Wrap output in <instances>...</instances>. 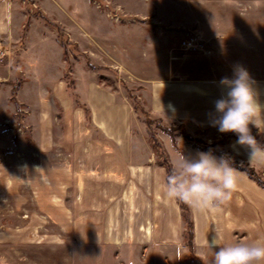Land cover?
I'll return each mask as SVG.
<instances>
[{
	"label": "rangeland",
	"instance_id": "1",
	"mask_svg": "<svg viewBox=\"0 0 264 264\" xmlns=\"http://www.w3.org/2000/svg\"><path fill=\"white\" fill-rule=\"evenodd\" d=\"M28 14L34 17L25 26ZM29 28L33 48L44 56L27 65L42 75L64 70L40 98L46 97L47 112L52 104V126H60L61 136L50 138L54 183L41 167L0 162V264H213L219 246L204 247L205 236L216 235L221 246L264 241V189L243 172L231 207L199 211L202 243L193 253L186 248L177 200L163 203V158L173 168L178 151L201 152L182 133L217 157L224 153L252 167L264 181V165L249 162L250 150L236 144L237 134L211 125L215 102L228 90L220 81L233 79L237 68L249 73L264 105V0H0V40L7 53L0 58V84L9 69L21 80L18 64ZM196 38L198 49L181 47ZM27 95L29 86L22 92ZM66 98L73 107L64 106ZM24 112L14 115L18 122H7L26 140L22 146L30 145L28 130L19 125ZM157 120L172 129L174 142ZM250 128L264 144V128ZM110 130L116 140L108 142ZM77 144L90 151L117 146L115 165L107 153L102 164L97 154H87L95 157L93 165L83 163L73 173L58 148ZM62 164L73 178L69 190L63 183L68 179L59 180ZM78 192L84 197L79 201Z\"/></svg>",
	"mask_w": 264,
	"mask_h": 264
},
{
	"label": "clouds",
	"instance_id": "2",
	"mask_svg": "<svg viewBox=\"0 0 264 264\" xmlns=\"http://www.w3.org/2000/svg\"><path fill=\"white\" fill-rule=\"evenodd\" d=\"M253 83L242 67L235 70L233 79L222 78L220 84L228 90L215 102L217 115L211 125L218 127L220 133L237 134L236 144L250 150L249 162L264 165V144L250 128V125L258 131L264 128V105L259 102ZM160 107L164 113L161 104ZM232 164L227 154L217 157L212 150L198 152L196 158L178 151L173 170L165 179L164 195L197 211L219 210L231 201L238 186L240 172ZM218 246L213 264H264V241L221 246L216 235L211 241L205 236L204 247L212 250Z\"/></svg>",
	"mask_w": 264,
	"mask_h": 264
},
{
	"label": "crops",
	"instance_id": "3",
	"mask_svg": "<svg viewBox=\"0 0 264 264\" xmlns=\"http://www.w3.org/2000/svg\"><path fill=\"white\" fill-rule=\"evenodd\" d=\"M28 18V17H27ZM27 21V20H26ZM31 30L32 28H29L28 31L25 33V40L24 43L26 44L27 51H24L23 55L21 56L20 62H19V73H20V81H18L17 78V72L11 71L9 69L5 73L7 76L4 77V83L0 84V162L3 161L4 163H14V165L19 166V169L22 165V163H28L31 165L37 166V168H43L45 170V177L50 180L51 183H54V163L50 162L51 159H54V152H53V139L56 135L57 137L61 136V129L60 126H52V121L54 116V110L52 107V104H50V109L47 112L46 107V95H44V102L40 103V98L42 96V91L47 93V88L53 89L54 85L53 83H56L58 81V77L54 76L55 74H63L64 70H59L57 67V64L55 65L58 69L57 72L53 75L52 71L53 69H46V73L44 75L41 74L39 69L34 66H28L27 63L31 62L32 60L36 59L38 55L44 56V53L42 52L41 48L38 51V49L33 48L34 41H32L31 38ZM30 49V50H29ZM62 49V48H61ZM34 50L35 53H34ZM63 51V49L61 50ZM61 51L59 53V47H58V57L57 62H59V57L61 55ZM56 53V52H55ZM27 62V63H26ZM17 68V67H16ZM48 71V72H47ZM49 73V74H48ZM72 76L76 79V73L73 72ZM55 79V80H54ZM54 80V81H53ZM16 81L19 82V87L16 91L15 101L11 98V91L13 85L16 83ZM30 87L31 89V96H22V92L25 91L27 87ZM44 89V90H43ZM6 94V100L4 104V100H2L1 96L3 94ZM52 97V94H51ZM43 99V98H42ZM17 103L19 110L21 112V109H24L23 117L21 118L19 125L22 124L25 129L28 130V136L30 138V145H23L26 140H21L19 137L16 136L15 128H10L8 125L10 120H14V115H16V105ZM109 104L114 103L112 101V97L109 96ZM64 106L65 107H73L72 100L69 98H66L64 100ZM50 112V113H49ZM47 113L50 114V116H47ZM17 122L19 121L18 118H16ZM16 120H14L16 122ZM51 121V122H50ZM8 122V123H7ZM100 129V127L98 126ZM113 131L110 130L108 134H105V136L108 139V142L115 141V135H113ZM52 138V142L50 140ZM91 147H85V146H79L77 145H71L67 149L58 148V151L62 155V158L64 159V163H66L69 170L73 169L77 170V174L80 173L81 164L84 163V167H88L93 165L90 160H95L94 154H97V160L99 164H102L106 159L104 156L106 153L108 154V160L111 161L115 165L116 162V153H117V146H97L92 147V150L90 151ZM87 154H93L92 157L86 156ZM66 155V156H65ZM101 157L103 159H101ZM57 158L55 157V160ZM77 160V161H76ZM26 161V162H25ZM80 162V165H76L75 162ZM50 162V163H49ZM76 166L78 168H76ZM62 167H64V164L61 166V173H60V179H68V177L63 173ZM96 170V169H95ZM101 167L98 169V172H100ZM94 173V170H93ZM95 177V175H94ZM93 177V178H94ZM78 178V175H77ZM67 182H63L65 189L69 190L70 186L73 185V178L69 177ZM254 185V183H253ZM72 190L70 192V195H72ZM67 196V195H66ZM83 195L79 192L77 193V200L82 199ZM84 198V197H83ZM164 204H166L163 201ZM168 202L167 204H169ZM231 207L230 204H225L222 206L221 209H227L228 207ZM189 207L190 214L193 221V244H194V250H195V231H194V218L195 213L193 210H191V207ZM192 211V213H191ZM199 211H197L198 215ZM184 223V222H183ZM78 232H81V229L78 230Z\"/></svg>",
	"mask_w": 264,
	"mask_h": 264
},
{
	"label": "trees",
	"instance_id": "4",
	"mask_svg": "<svg viewBox=\"0 0 264 264\" xmlns=\"http://www.w3.org/2000/svg\"><path fill=\"white\" fill-rule=\"evenodd\" d=\"M29 3H30V2H29ZM30 5H31V4H30ZM31 10H32V9H31ZM38 12H39V11H35L34 13H36V15H38V17H40L41 19H43L44 22L48 23V25L53 26L55 29H57V30H58V35L61 36V35H60V31H59V29H58L59 27L56 26L54 23L48 21V20L42 15V13L40 14V12H39V13H38ZM30 15H31V16H30ZM30 15L28 14V18H27V21H26V23H25V26L29 23V19H30L31 17H34V16H32V14H30ZM63 44H64V40H60V46L63 47L64 52H65V46H64ZM18 87H19V82L16 81V83L13 85V87H12V91H11V98H12L14 101H15L16 91H17ZM15 105H16V114H17V116H18L20 110H19V107H18L17 103H15ZM143 114L145 115L144 112H143ZM150 121H151V120H150ZM146 122H147V125H148L149 120H147ZM156 124H157V126H159L162 130H164V131L170 136L171 141L174 142V141H173V136H172V134H171L172 129H167V128L163 127V126L160 124V121H158V120L156 121ZM149 136H150L151 140L156 144V146L158 147V149H160V153H161V154H164V152H162V150H161V147H160L159 143L156 141L155 137H154L151 133L149 134ZM182 136H183L186 140H190V141L193 142V144H192V147H193V148H196V149H198V150L201 151V152H208V151L210 150V149L208 150L206 147H203L202 145H200V141H199L198 139H192V138L189 137L186 133H182ZM222 154H224V153H219V156H221ZM163 161H164V163L166 164V165H165L166 173L169 175V174L172 172L173 168H172V166L170 165V163L167 162L166 158H165V159L163 158ZM232 166L235 167L238 171L245 173V175H246L249 179L253 180V181L256 183V185H258L259 187H261V188L264 189V181L262 182V181H260V180L256 177V176H258V175L256 174V172L254 171V169H253L252 167H249V166H247V165H245V166H241V165H239V164H237V163H235V162H233ZM177 203H178V205H179V207H180V210H181V216H182V219H183V222H184L185 238H186V239H185L186 248H187L188 252L193 253V251H194L193 235H194V234H193V221H192V217H191V214H190V210H189L188 205L184 204L183 202H180V201L177 200Z\"/></svg>",
	"mask_w": 264,
	"mask_h": 264
},
{
	"label": "bare ground",
	"instance_id": "5",
	"mask_svg": "<svg viewBox=\"0 0 264 264\" xmlns=\"http://www.w3.org/2000/svg\"><path fill=\"white\" fill-rule=\"evenodd\" d=\"M183 151L185 153V156H189L191 158H196L197 153H198L197 150L192 149L190 147H185L183 149ZM251 183L253 184V182H251ZM163 201L165 203L170 202V200L167 199L166 196H164ZM191 210H193L194 213H195V217H193L194 218L195 243L197 244V246H200V244L202 243V239L200 237L199 228H198V215H197V210L194 209V208H192V207H191ZM211 240H212V238L209 239V241H211Z\"/></svg>",
	"mask_w": 264,
	"mask_h": 264
},
{
	"label": "built area",
	"instance_id": "6",
	"mask_svg": "<svg viewBox=\"0 0 264 264\" xmlns=\"http://www.w3.org/2000/svg\"><path fill=\"white\" fill-rule=\"evenodd\" d=\"M197 40L199 39L196 38V40L190 39L189 41H182L181 47L184 49L196 50L198 49V45L196 44ZM5 46L6 44L2 43V41L0 40V58H3L7 54L4 52Z\"/></svg>",
	"mask_w": 264,
	"mask_h": 264
}]
</instances>
